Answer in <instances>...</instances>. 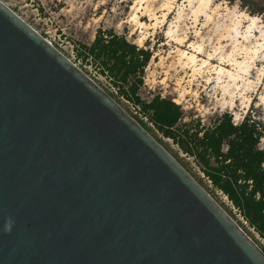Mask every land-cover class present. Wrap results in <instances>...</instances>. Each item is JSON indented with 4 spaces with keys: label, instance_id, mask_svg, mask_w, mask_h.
Wrapping results in <instances>:
<instances>
[{
    "label": "water",
    "instance_id": "95a60500",
    "mask_svg": "<svg viewBox=\"0 0 264 264\" xmlns=\"http://www.w3.org/2000/svg\"><path fill=\"white\" fill-rule=\"evenodd\" d=\"M0 264H264V252L0 1Z\"/></svg>",
    "mask_w": 264,
    "mask_h": 264
},
{
    "label": "rangeland",
    "instance_id": "374dc122",
    "mask_svg": "<svg viewBox=\"0 0 264 264\" xmlns=\"http://www.w3.org/2000/svg\"><path fill=\"white\" fill-rule=\"evenodd\" d=\"M0 1H2L28 25H30V27H32L35 31L51 42L58 51H60L71 62H73L93 81V68L90 66H81L79 60L75 58V43L89 44L93 40L97 29H112L117 34L125 35L129 41L135 43L139 48L148 49L151 54L150 60L145 67L143 85L139 91L142 99L148 100L152 96L158 94L162 97L171 98L174 101L179 99V90H181L182 87L187 88L190 93L187 94L185 98L180 100V103H178L183 110V122H188L193 118L195 120L199 119L204 125H209L217 115L223 112L231 114L232 120L235 123H239L245 116H249L251 119L258 122V124L262 127V134L261 138L259 139V147L264 149V103L259 99L260 95L264 93V75L263 81L257 85H252L250 90H248L247 95L251 96V101L247 109L243 110V106H241L242 101L238 100L235 106L236 108L232 112L231 109L226 107V101L223 103L220 93L221 89L216 87L217 83L215 80L211 79L210 83L206 82L208 73L211 77H214L213 74L211 75V67H203V72H201L203 74H198V76H196V78L192 81L190 76L191 71L187 70L186 74L182 72H176L178 71V68L174 69V67H176V58L174 55L167 57L168 51L173 49L175 44H171L170 47L163 45V42L165 41L164 30L169 25V21L173 20L175 12L178 10L184 0H179L176 3L174 12L168 16L167 20L163 24H158V26H156L154 29L152 28L148 31L141 46H139L138 43V39L141 34L139 31L134 30L133 24L131 21H129V17L131 15L130 7L134 0ZM159 1L161 2L162 0ZM214 1L226 2L230 10L236 6L238 11H244L252 16L259 17L261 22L264 24V0ZM158 4L159 3L155 4V6H158ZM185 11L186 14L189 12L188 10ZM158 15H160V12ZM140 18L143 21L150 23L148 16L144 15L140 16ZM199 19L200 22L198 24V28L201 27V22L203 23L204 21L203 17H200ZM190 22L191 21L187 19L180 23V31H186L185 25L190 26ZM211 28V26H208L206 29H202L204 36H206L204 41L205 51L211 50V47H213L212 43L214 44V42H216V36ZM188 32V37L191 40L196 41L197 38L193 34V29H189ZM257 34L259 35V33ZM227 49H229L228 46L226 47V50ZM260 60L264 61V57H262ZM260 63L261 61H257V64ZM98 78L101 80V84L99 85L97 82L96 83L103 90V87H108L103 77L99 76ZM179 78H183L181 81V86L177 85V80ZM118 104L129 115L134 116L135 108H133V105L130 102L120 100V103ZM134 119L138 121L137 119H139V117L137 116V119ZM144 122H146L152 128V125L147 120ZM152 131L154 132L155 137L163 142V145H161L221 206V208L239 225V227L252 240L256 239L258 242L262 243L259 236L248 227L246 222L232 206L226 196H224L221 192L211 188L209 182L203 178V175L196 167L193 159L186 154L181 153L177 146L173 144L170 139L162 137V135L153 128Z\"/></svg>",
    "mask_w": 264,
    "mask_h": 264
},
{
    "label": "trees",
    "instance_id": "16d2710c",
    "mask_svg": "<svg viewBox=\"0 0 264 264\" xmlns=\"http://www.w3.org/2000/svg\"><path fill=\"white\" fill-rule=\"evenodd\" d=\"M74 51L81 66L93 68L95 82L100 85L98 77L104 78L108 87L103 88L112 98L138 107L155 131L193 159L211 188L226 196L259 236L262 243L253 240L264 252V149L258 122L245 116L235 123L227 112L209 125L193 118L183 122V110L171 98L157 94L142 99L139 91L151 54L112 29H97L89 44L75 43ZM137 120L155 137L151 126Z\"/></svg>",
    "mask_w": 264,
    "mask_h": 264
},
{
    "label": "bare ground",
    "instance_id": "6f19581e",
    "mask_svg": "<svg viewBox=\"0 0 264 264\" xmlns=\"http://www.w3.org/2000/svg\"><path fill=\"white\" fill-rule=\"evenodd\" d=\"M178 1L134 0L130 7L129 21L133 24L134 30L141 34L138 39L139 46L142 45L150 29H154L158 24H163L174 12ZM157 3H159L158 6H155ZM185 10L189 12L186 14ZM159 12L160 15H158ZM144 15L148 16L150 23L140 18ZM200 17H203L204 21L198 28ZM187 19L191 21V25H185L186 31L181 32L180 23ZM208 26L212 27L216 42H214L215 45L212 43L213 47L210 46L211 50L205 51L206 36L202 29H206ZM189 29H193L196 41L188 37ZM164 35L163 45L170 47L171 44H175V47L168 51L167 57L174 55L176 58V67H174V69L178 68L176 72L186 74L187 70L191 71L190 76L193 81L198 74L203 72V67H211V75L213 74L214 77L206 72L208 73L206 82L210 83L211 79L215 80L216 87L221 89L223 103L226 101V107L233 112L237 101L241 100L243 110L247 109L251 101V96H248L247 92L252 85L263 81L264 75V61L260 60L264 57V24L259 17L238 11L236 6L230 10L226 2L184 0L175 12L173 20L169 21ZM227 46L229 49L226 50ZM257 61H261V63L257 64ZM182 79L177 80L178 86H181ZM189 93L187 88L182 87L179 90V99L174 100L175 103H180V100ZM259 99L264 103V93L260 95Z\"/></svg>",
    "mask_w": 264,
    "mask_h": 264
},
{
    "label": "built area",
    "instance_id": "2783aa9c",
    "mask_svg": "<svg viewBox=\"0 0 264 264\" xmlns=\"http://www.w3.org/2000/svg\"><path fill=\"white\" fill-rule=\"evenodd\" d=\"M51 43V42H50ZM52 44V43H51ZM135 108V112H134V116H138L140 120H143V121H146L147 120V117L142 115L140 112H139V108L138 107H134ZM133 117V116H132ZM134 118V117H133ZM148 121V120H147ZM151 124V123H150Z\"/></svg>",
    "mask_w": 264,
    "mask_h": 264
}]
</instances>
